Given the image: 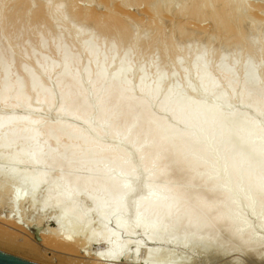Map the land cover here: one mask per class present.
Listing matches in <instances>:
<instances>
[{
	"label": "bare ground",
	"instance_id": "bare-ground-1",
	"mask_svg": "<svg viewBox=\"0 0 264 264\" xmlns=\"http://www.w3.org/2000/svg\"><path fill=\"white\" fill-rule=\"evenodd\" d=\"M179 1L0 0L2 224L44 187L53 228H30L70 252L135 261L139 231L264 263V0ZM0 248L41 260L3 225Z\"/></svg>",
	"mask_w": 264,
	"mask_h": 264
},
{
	"label": "rangeland",
	"instance_id": "rangeland-1",
	"mask_svg": "<svg viewBox=\"0 0 264 264\" xmlns=\"http://www.w3.org/2000/svg\"><path fill=\"white\" fill-rule=\"evenodd\" d=\"M173 2L175 4L176 3L178 4L180 1L179 0H177V1L173 0ZM248 20L250 22H252V23L256 22L257 25H259V23H260L259 20H257L259 22L258 23L257 21H255L256 19H252V18L250 19V17L248 18ZM262 22L263 21L261 20V23ZM261 23H260V25H261ZM139 25L140 24H137V25L135 24V26H139ZM33 26H35V27L33 28ZM27 27H29L31 29L27 28V33L29 31L30 34L29 33L26 34V37L28 39L30 37V39H31V37H33L32 35H36L35 30L37 32L39 30L38 27H40V25L38 26L36 24L32 25V24H28L27 23ZM139 27H142V25H140ZM7 31H9V30H7ZM7 31H2L1 35L4 36V38H9V39L12 38L13 40L16 41L17 40L16 37L14 38V36H13V34H15V33H13L12 31H9V32H7ZM146 31L149 32L147 29H146ZM147 32H145V34ZM11 34H12L13 37L11 36ZM23 36H25V35H23ZM30 39H29V41H30ZM33 39H35V38L34 37L32 38L30 44H31V46L34 44L33 47H35V40H33ZM196 43H199V42L196 41ZM155 52H156V49H155ZM147 55H148V52H145L142 55L141 62H139V65H138L139 68L143 67V65L146 64ZM177 55H179V54H177ZM169 56H170V54L167 57L166 63L162 64V66H160L157 69L158 72L163 73V72H166L167 70H169L167 68H170V65H171V62H172V56H170V57ZM165 64H167L168 66L165 65ZM22 65H25V66L26 65H30V62L29 61L23 62ZM137 74L138 73L136 72L135 75L133 76L134 79L137 78ZM235 107H237V108H239L241 110L243 109V111L245 110L246 112H248V109L246 107L241 106V105H238V104L236 105L235 104ZM1 111L2 110H0V112ZM49 111L51 112L52 110H49ZM49 111L47 112L48 116L46 114V117H48V119L49 118L53 119L54 118V116H52L53 113L52 112L50 113ZM3 167L6 168V166H3ZM0 182H1L0 183L1 184L0 185V189H1L0 193H2V194H0V202L3 205V207H4V208H2V210H0V215L2 217H5L7 214H9V210H8L7 206H8V202H9L8 200L10 199V195L11 194H10V190L9 189H8V191H7V189L5 190L6 187H5L4 184H2V179L1 178H0ZM40 190L41 191H39V193L37 195V199H36V203L37 204L40 202V198L43 196L44 187H41ZM6 191H7V193H4ZM37 204L31 205V204H28V202H26V203L24 202L23 204H19V205L15 206L16 217L21 221V222L19 221V223L24 225L26 229L20 228L18 226L15 227V226L7 225V224H2L1 222H0V225L6 226L7 228H9L12 231L16 232V234L19 237L20 242L25 244L27 247H30L31 244H34V245L40 247L41 248V260L35 259L33 257H29V256L24 255V254L15 253L13 251H7V250H4V249L0 248L1 251L13 254L15 256H18V257H21V258H24V259H27V260H30V261H33V262L39 263V264H71V263L72 264L73 263H75V264L76 263L77 264H98V263H108V264H167V263L170 262V260H171V258L173 256H177V255L179 257L181 256L180 258L183 257V259H185V258L189 259L188 262H190V264H233V262L236 259H241L243 264H258V263H255L254 261L250 260V259L247 260L246 258L241 257L237 253H235L236 255L232 254L235 251H233V252L230 251L231 254L230 253H226V255L224 254V255H221V256L219 255L218 257L217 256L212 257V259H214V260L211 259V261H210V259H208V257L205 258V256H204V253H205V251L203 252L204 247L202 249V247H199V246H196V248H195V246H192L189 249L188 247L183 246L182 243H180V242L172 243L171 241L170 242L169 241H149L143 235V233L141 234V232H139V231L138 232L136 231L135 233H133V235L131 237L132 240L135 239V240H141L142 241L141 247L138 250H136L137 253L135 255L137 257L136 258L137 260L129 261V260H126V259H118V260H115V261H108V262L105 261V262H103V261H100V260L93 259V257L89 254V253H92V252L96 251V249L98 247H100L98 244H94L93 243V244H90L89 246H86L84 248L81 247L82 248L81 249L82 252L81 251L80 252H70L67 249H65L64 248L65 246L61 245L60 242L55 243L53 241V244L45 243L44 240H43V236L41 235V238H40L39 234H37L36 231L32 230V228H30V227H35L38 224L37 226H41V231L42 232L50 231L53 228V225H54L53 222H52V219L57 214V212L55 210H52V209H43L42 210V208L38 207ZM91 218H93V217H91ZM77 226L79 228H83L84 230L89 231L88 235L96 233L95 230H96L97 227H96V224H95V220L90 221L89 224H85L83 222V220H82L81 223L79 222ZM108 226H109V228H112L113 227L112 222H109ZM123 236H124V234H123ZM82 237H85V234L82 235ZM133 244H134L133 242H132V244H130L131 248H132ZM55 245H56V247H55ZM62 248H64V249H62ZM87 249H88V252H86ZM149 249H154L156 251L163 252V253H165V257L162 258V260L155 259V260H152L151 262H145L144 261V257L146 255L147 250H149ZM83 250L86 252V254L84 253ZM182 250L183 251L185 250V251L183 252Z\"/></svg>",
	"mask_w": 264,
	"mask_h": 264
},
{
	"label": "water",
	"instance_id": "water-1",
	"mask_svg": "<svg viewBox=\"0 0 264 264\" xmlns=\"http://www.w3.org/2000/svg\"><path fill=\"white\" fill-rule=\"evenodd\" d=\"M0 264H39L0 250Z\"/></svg>",
	"mask_w": 264,
	"mask_h": 264
}]
</instances>
